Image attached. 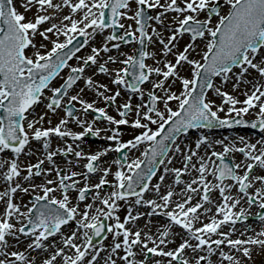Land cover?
<instances>
[{
    "label": "snow or ice",
    "instance_id": "1",
    "mask_svg": "<svg viewBox=\"0 0 264 264\" xmlns=\"http://www.w3.org/2000/svg\"><path fill=\"white\" fill-rule=\"evenodd\" d=\"M223 6L226 15L221 14ZM125 21L132 23L126 26ZM120 29L124 31L118 35ZM105 30L110 32L103 35L100 46H93L86 57H77L82 61L79 66L69 65L81 47ZM185 34L190 42L181 48ZM77 36L84 38L82 45L69 47ZM206 37L198 53L197 41ZM132 42L140 47L138 55L119 52L100 62L102 53ZM149 45L155 50L149 51ZM262 50L264 0H223V5L220 0H0V154L10 156L0 160V169H5L0 178L6 182L0 192L4 203L0 264H250L254 253L264 255V135L255 142L241 135L239 143H225L228 137L211 140L201 134L194 147L178 142L190 129L243 126L264 134ZM149 59L154 65L147 63ZM89 65L109 76L115 88L98 82L95 73L85 75ZM64 68L70 69L69 75L54 86L52 81ZM185 71L187 75L182 74ZM78 81L84 87L70 94ZM177 84L178 94L172 90ZM121 89L132 94L122 103L118 102ZM86 91L94 92L96 99H85ZM97 99L105 106L98 107ZM172 101L177 103L175 109ZM41 105L46 111L37 114ZM111 107L115 116L107 110ZM58 109H63V116ZM77 111L96 115L89 121ZM50 113L60 118L55 126L45 128ZM69 119L81 130L69 129ZM98 121L107 126H97ZM47 123L51 125L50 118ZM121 126L131 130V138L122 139ZM89 134L111 143L85 152L81 144ZM53 136L65 147L52 150ZM32 141L41 145L36 151H42L44 159L22 169L19 158L33 154ZM216 145L221 150H215ZM141 148L142 158L129 162L124 152V163L114 160V172L111 165L102 167L106 164L102 158L110 152ZM177 154L183 167L165 166L159 182L151 183L157 163L165 165L167 158V164H172ZM235 154L242 159L237 161ZM58 155L74 159H67L62 168L54 159ZM81 160L86 172L73 170ZM193 170L195 178L184 181L182 177ZM52 172L56 178L48 179ZM97 173L98 182L90 183ZM110 174L114 182L107 179ZM169 174L172 184L162 192ZM42 175L41 183H33ZM109 184L112 190L102 195ZM173 185L183 187L177 192ZM70 190L76 193L77 203L72 202ZM18 191L31 194L28 204L14 202ZM150 191L156 198H146ZM214 192L218 193L215 199ZM89 194L92 202L81 209L79 202ZM140 206L150 210L140 211ZM121 207L126 209L123 219L117 214ZM253 207L261 211L252 212ZM253 216L258 226L249 223ZM141 217L166 220L153 233L151 220L144 228L136 225ZM105 232L111 235L108 244ZM25 240L24 250H13ZM169 244L176 246L169 248ZM189 250L195 254L192 259L186 258ZM138 254L143 258L137 260Z\"/></svg>",
    "mask_w": 264,
    "mask_h": 264
},
{
    "label": "rangeland",
    "instance_id": "2",
    "mask_svg": "<svg viewBox=\"0 0 264 264\" xmlns=\"http://www.w3.org/2000/svg\"><path fill=\"white\" fill-rule=\"evenodd\" d=\"M220 3H221V5H223V0H220ZM67 12H68V10L65 8V9H63V13L64 14H67ZM227 13V7H223V10H222V15H224V14H226ZM217 22V20L214 18L213 19V25L215 24ZM128 23H131L130 21H125V25L127 26V24ZM151 23H154V22H151ZM103 35H106L105 33L104 34H98L97 36H96V38L95 39H93V40H91L92 42H94V45H98L99 43H100V45L102 44V40H103ZM166 35V34H165ZM61 40H63V37H61L60 38ZM207 39V38H206ZM204 42L206 43V40L205 41H201V42H198V45H199V48L197 49V52L199 53L203 48H204ZM186 43H188V41H187V39L186 38H181V40H180V42H179V47H183V45L184 44H186ZM148 50L149 51H154L155 49H154V47L152 46V45H149V47H148ZM262 51H264V50H262ZM117 51H113V52H110L109 54L110 55H113L114 53H116ZM119 52H123V51H119ZM119 52H117V53H119ZM119 55V54H118ZM117 55V56H118ZM105 57V56H104ZM158 59L160 58V57H157ZM169 58H171V57H169ZM195 58H197V59H199L200 57H199V55H196V57ZM102 60H103V58H102ZM149 65H154V61L153 60H151V59H149ZM235 71V70H234ZM182 74H184V75H187V72L185 71V72H183ZM61 79H64L63 77H61ZM110 81H108V83H109ZM216 82L217 83H219V80H216ZM109 85H111L110 83H109ZM179 84H177V85H175L174 87H173V91H175V90H177V94H178V89H179ZM227 90H229V91H231V86L229 87V86H227ZM233 94H236V93H233ZM241 99H243L242 97H240ZM170 106L173 108V109H175L176 108V106H177V103L175 102V101H172V102H170ZM161 107V109H163V106L161 105L160 106ZM43 108H39V111L37 112V114H39L40 112H43ZM221 115H223V113H221ZM60 116H62L61 114H60ZM60 117L59 116H55V115H53V116H51L50 117V119H51V121H52V123H51V125H49L48 123H47V120L49 119L48 118V116H46L45 117V122L43 123V127H51V126H55V124L56 123H58V119H59ZM39 126V125H38ZM152 127L153 128H155L156 126L155 125H152ZM128 127L127 126H123V131L124 132H130V136H131V130L130 129H127ZM224 133H222V134H219V135H223ZM225 134H227V133H225ZM231 134H233V133H231ZM236 135H237V138H238V136H241V135H243V136H246V137H251L252 138V136H250V135H246L245 133H235ZM201 135V134H200ZM262 135H264V134H262ZM199 135H196V136H193V137H198ZM216 136H218V135H216ZM255 136H257V135H255ZM192 137V138H193ZM258 137V136H257ZM122 138L123 139H125L126 138V136L125 135H123L122 136ZM195 138V139H196ZM211 138H213V137H211ZM236 138V143H239V141H238V139ZM191 139V138H190ZM255 139V138H254ZM195 141V140H194ZM69 143H71V142H69ZM185 143H186V141H185ZM225 143H228V142H225ZM61 147H64V146H61ZM215 147V150H221V146H214ZM31 148H34V149H37L36 148V145H35V142H31ZM216 148H218V149H216ZM209 153L212 151V149H208L207 150ZM28 152V151H27ZM138 151H135V153H137ZM236 155V157H237V161H239L240 159H242V157L240 156V154H235ZM42 156H44V155H41L40 157H42ZM137 157H140L139 155H137V156H133V157H130V160H129V162L132 160V159H135V158H137ZM60 158V157H59ZM62 158V157H61ZM8 159H10V156H9V154H7V153H2V154H0V160H8ZM38 159H40L39 158V156L37 155H32V156H28V155H26V154H22L21 155V157L19 158V163H20V166H21V168L22 169H24V168H26V166L29 164V163H32V164H34V162L36 161L37 162V160ZM67 159H71V156H69V157H67L66 159H65V161H62V163L61 164H59L61 167H66V160ZM193 160H194V163L196 162V158H193ZM35 162V163H36ZM183 160H182V162H179L178 164H175V163H173L172 162V164H170V166L171 167H177V168H180V167H183ZM169 166V165H168ZM169 166V167H170ZM47 167H49V165L47 166ZM47 167H45V168H47ZM5 169H0V172L1 171H4ZM114 170V169H113ZM126 173H127V168L125 167L124 169H123ZM115 171V170H114ZM113 171V172H114ZM192 172V174L191 175H188V174H186V176H185V178H183L184 179V181H186V182H190L191 181V179H193V178H195V176L197 175V173L193 170V171H191ZM194 173V174H193ZM26 174V172H22V175H25ZM129 174V173H128ZM53 175V172L52 173H50L49 175H48V179H51L50 177ZM109 178H108V180L110 181V182H114L113 181V177H112V175L110 174L109 176H108ZM56 177H54V179H55ZM169 178H170V181L172 182V174H170L169 175ZM45 179V177L42 175V176H40V177H36V178H34V180H33V183H37V184H39V183H41L43 180ZM210 179H211V177H210ZM21 183H23L24 184V186H28L27 185V183L26 182H23V181H21ZM91 183H94V182H91ZM154 183H158V180H156ZM2 186H3V188H2V191L1 192H3L4 190H5V186L2 184ZM13 186H14V184H13ZM112 189H111V185L109 184V185H106V188H105V190L104 191H102V195H106V194H108L110 191H111ZM167 190V188H161V191L162 192H164V191H166ZM214 193H216V192H214ZM217 194V193H216ZM155 195L156 194H151V191L150 192H148V194H146L145 196H146V198L149 196V197H151V198H155ZM57 196L59 197V193H57ZM91 201H92V194H91ZM30 198H31V194H24V193H21V192H17L15 195H14V202H16V203H18V204H21V205H24V204H28V202H29V200H30ZM176 197H174V199H175ZM198 198V197H197ZM130 200H134V199H130ZM90 201V202H91ZM119 203H121V204H123V202H119ZM97 204H98V202H97ZM30 206V205H29ZM83 206H84V204H83ZM83 206H81V209H83ZM100 206H102V205H100ZM3 209H4V203H3V201H0V212H2L3 211ZM22 210H25V209H23L22 208ZM255 212V211H254ZM118 215H120L121 216V218L123 219V217H124V215L126 214V209L124 208V207H121L120 208V210H119V212L117 213ZM206 222V221H205ZM107 223H111V221H107ZM253 225H256L255 223H252ZM139 225H140V223H139ZM129 227H131V225H128ZM258 226V225H257ZM241 226L240 225H237V228H240ZM156 229V231H157V228H155ZM135 230V229H134ZM226 230V229H225ZM155 231V232H156ZM154 232V233H155ZM107 237H108V239L107 240H105L104 241V243L105 244H108V243H110L111 242V235L110 234H108L107 233ZM9 243H10V245H14L15 244V241L14 240H12L11 238L9 239ZM177 243H178V240H177ZM26 244H27V241L25 240V241H23L21 244H19V245H16V247H15V249H13V250H24V248L26 247ZM98 244V243H97ZM176 246V244H169V248H173V247H175ZM226 250L225 251H228V249L227 248H225ZM123 253L121 252V255H122ZM203 255H205V256H207V254H204V253H202ZM103 255V254H102ZM195 254H193V253H191V251L189 250L188 251V253H187V256H186V258H188V259H192V257L194 256ZM0 258H3V257H0ZM143 257L141 256V255H137V257H136V259L137 260H140V259H142ZM159 259V258H158ZM264 263V255H261V254H258V253H254V255H253V261H251L250 262V264H263ZM101 264H103V262L101 261ZM118 264H123V262L122 261H118ZM202 264H204V262H202ZM224 264H227V262L225 261L224 262Z\"/></svg>",
    "mask_w": 264,
    "mask_h": 264
},
{
    "label": "bare ground",
    "instance_id": "3",
    "mask_svg": "<svg viewBox=\"0 0 264 264\" xmlns=\"http://www.w3.org/2000/svg\"><path fill=\"white\" fill-rule=\"evenodd\" d=\"M229 87L231 86L230 84L228 85ZM236 94H238V93H236ZM242 97V96H241ZM243 98V97H242ZM234 139V137H231V139H228L229 141H231V140H233ZM213 140H216V139H213ZM203 154H205V150L201 153V155H203ZM166 181H168V180H166ZM5 181L2 179V178H0V192L2 191V188H3V186H2V184L5 186ZM166 184H168V185H171V183L168 181V183H165L164 185H166ZM146 211H147V209H146ZM143 220V219H142ZM149 222V221H148ZM147 222V223H148ZM161 222H163L162 220H152V223H151V225H153V226H156V227H159V225H160V223ZM142 227V226H141ZM143 228V227H142ZM204 254H207L206 252L204 253Z\"/></svg>",
    "mask_w": 264,
    "mask_h": 264
},
{
    "label": "water",
    "instance_id": "4",
    "mask_svg": "<svg viewBox=\"0 0 264 264\" xmlns=\"http://www.w3.org/2000/svg\"><path fill=\"white\" fill-rule=\"evenodd\" d=\"M71 47V46H70ZM73 47V46H72ZM0 115H2V112H0ZM138 190V189H137Z\"/></svg>",
    "mask_w": 264,
    "mask_h": 264
}]
</instances>
